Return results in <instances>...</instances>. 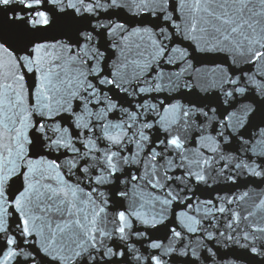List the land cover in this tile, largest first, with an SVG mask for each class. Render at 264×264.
Wrapping results in <instances>:
<instances>
[{"label":"water","instance_id":"95a60500","mask_svg":"<svg viewBox=\"0 0 264 264\" xmlns=\"http://www.w3.org/2000/svg\"><path fill=\"white\" fill-rule=\"evenodd\" d=\"M0 264H264V0L0 2Z\"/></svg>","mask_w":264,"mask_h":264},{"label":"snow or ice","instance_id":"6c2138e0","mask_svg":"<svg viewBox=\"0 0 264 264\" xmlns=\"http://www.w3.org/2000/svg\"><path fill=\"white\" fill-rule=\"evenodd\" d=\"M0 2L7 3L8 0H0Z\"/></svg>","mask_w":264,"mask_h":264}]
</instances>
